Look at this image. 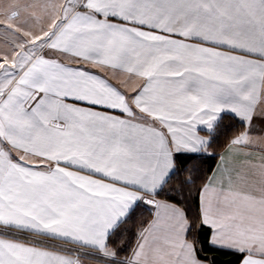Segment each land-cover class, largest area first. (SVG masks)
Returning a JSON list of instances; mask_svg holds the SVG:
<instances>
[{
    "label": "snow or ice",
    "instance_id": "obj_1",
    "mask_svg": "<svg viewBox=\"0 0 264 264\" xmlns=\"http://www.w3.org/2000/svg\"><path fill=\"white\" fill-rule=\"evenodd\" d=\"M225 119L260 156L221 165L195 213L158 199ZM205 246L264 264V0L0 7V264H210Z\"/></svg>",
    "mask_w": 264,
    "mask_h": 264
},
{
    "label": "trees",
    "instance_id": "obj_2",
    "mask_svg": "<svg viewBox=\"0 0 264 264\" xmlns=\"http://www.w3.org/2000/svg\"><path fill=\"white\" fill-rule=\"evenodd\" d=\"M223 123L224 126L213 138L211 146L207 148V153L180 154L175 175L165 186L167 195H161L158 197L159 199L177 203L186 211L190 210V214L195 213L199 205V189L207 181L218 160L219 154L228 145L231 138L244 131L240 123L234 120L225 119ZM186 180H190L191 182L185 183ZM150 218V212L141 210L125 226L127 232L124 233L122 240L127 242V249L120 252V258L123 259L129 255L135 243V233ZM205 254L209 256L210 264H238L240 261L238 255L227 251H211L207 246H205ZM212 257H215V259L212 260Z\"/></svg>",
    "mask_w": 264,
    "mask_h": 264
},
{
    "label": "crops",
    "instance_id": "obj_3",
    "mask_svg": "<svg viewBox=\"0 0 264 264\" xmlns=\"http://www.w3.org/2000/svg\"><path fill=\"white\" fill-rule=\"evenodd\" d=\"M0 7H7L8 6V3H9V0H0ZM206 131L205 130H202L200 131V135L201 136H206ZM251 153V156L253 158H258L260 156V153L258 151H255V150H252V149H244L243 150V153L241 154H237L235 153L234 151H230L229 150V147L228 145L221 151V153L219 154L218 156V160L212 170V172L210 173L208 179H210L214 173L217 172L218 168L223 165L224 167H227L228 169H233V168H236V167H239V165L243 162L244 160V153ZM185 153H193V152H185ZM196 153H202V152H196ZM207 179V180H208ZM159 199V198H158ZM160 200H163V199H160ZM198 203H199V197H198ZM152 219V214H151V218L150 220ZM135 246V243L133 245V247ZM132 247V248H133ZM131 255V251L129 253L128 256ZM127 256V257H128ZM240 262V261H239ZM238 262V264H239Z\"/></svg>",
    "mask_w": 264,
    "mask_h": 264
}]
</instances>
